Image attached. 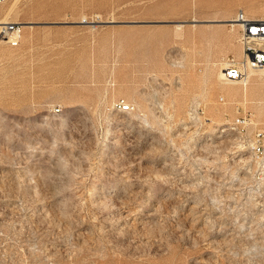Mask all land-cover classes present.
Listing matches in <instances>:
<instances>
[{
    "label": "rangeland",
    "instance_id": "1",
    "mask_svg": "<svg viewBox=\"0 0 264 264\" xmlns=\"http://www.w3.org/2000/svg\"><path fill=\"white\" fill-rule=\"evenodd\" d=\"M240 10L264 0L0 4L26 25L0 40V264H264V72L219 76Z\"/></svg>",
    "mask_w": 264,
    "mask_h": 264
},
{
    "label": "built area",
    "instance_id": "2",
    "mask_svg": "<svg viewBox=\"0 0 264 264\" xmlns=\"http://www.w3.org/2000/svg\"><path fill=\"white\" fill-rule=\"evenodd\" d=\"M5 2L6 0H0V4ZM235 19L240 27L241 57L228 58L223 70V81L246 84L251 73L264 72V19L250 18L243 10L237 13ZM23 27L24 25L20 22L0 23V40L17 46L22 36ZM223 100L224 98L221 97V101ZM122 106L131 108L130 104L123 103ZM250 125H253L251 115L239 116L233 123V127L240 130H245ZM248 147L252 149V154L262 161L264 168V127H256Z\"/></svg>",
    "mask_w": 264,
    "mask_h": 264
},
{
    "label": "bare ground",
    "instance_id": "3",
    "mask_svg": "<svg viewBox=\"0 0 264 264\" xmlns=\"http://www.w3.org/2000/svg\"><path fill=\"white\" fill-rule=\"evenodd\" d=\"M232 26H239L238 22H236V19L235 18H231V19H228L227 20ZM4 22H8L7 20H0V23H4ZM82 22H87V21H82ZM24 26H26L24 23H23ZM241 57V53L239 52L238 53V58ZM224 67L221 68L220 70V73H219V76L222 78L223 77V73H224ZM219 77V78H220ZM225 84H227V88H226V91L228 93H230L231 95H237L239 93V89L238 88H235L233 86H231L232 84L236 83L234 81H228V82H224ZM229 85V86H228ZM122 109L125 110V111H128L129 108L128 107H125V106H122ZM223 131H226V130H223ZM252 150V149H251Z\"/></svg>",
    "mask_w": 264,
    "mask_h": 264
}]
</instances>
